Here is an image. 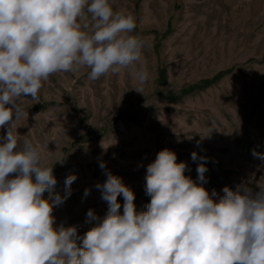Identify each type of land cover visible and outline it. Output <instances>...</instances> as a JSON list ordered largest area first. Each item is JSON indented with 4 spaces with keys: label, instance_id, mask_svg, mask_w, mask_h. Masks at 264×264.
I'll use <instances>...</instances> for the list:
<instances>
[{
    "label": "rangeland",
    "instance_id": "rangeland-1",
    "mask_svg": "<svg viewBox=\"0 0 264 264\" xmlns=\"http://www.w3.org/2000/svg\"><path fill=\"white\" fill-rule=\"evenodd\" d=\"M110 4L134 16L130 35L143 41L142 60L96 80L87 67L53 74L37 99L16 100L23 115L14 133L38 145L44 164L53 166L54 193L64 195L66 178L77 177L71 196L53 210L54 226H76L80 237L95 226L86 223L87 212L106 215L96 185L109 172L134 192L137 212L146 211V169L164 149L197 183L196 169L205 163L203 186L210 195L215 190L217 202L225 186H264V159L253 155H264V0ZM141 65L149 76L138 85L132 73ZM7 130L0 128V137ZM193 152L204 159L193 161ZM118 202L123 214L122 195Z\"/></svg>",
    "mask_w": 264,
    "mask_h": 264
},
{
    "label": "clouds",
    "instance_id": "clouds-1",
    "mask_svg": "<svg viewBox=\"0 0 264 264\" xmlns=\"http://www.w3.org/2000/svg\"><path fill=\"white\" fill-rule=\"evenodd\" d=\"M135 27L134 16L114 11L110 0H0V128L8 126L0 137V264H264V186H225L217 202L215 190L210 195L203 186L205 163L197 183L168 149L147 166L146 211L137 212L134 192L109 172L96 185L106 215L87 212L86 223L95 226L83 237L76 226H54L53 210L71 196L77 177L66 178L64 195L54 193L53 166L38 145L14 133L23 115L16 100L37 99L53 74L87 67L96 80L134 67L144 49L130 35ZM132 75L143 85L149 73L141 65ZM191 158L204 159L196 152Z\"/></svg>",
    "mask_w": 264,
    "mask_h": 264
}]
</instances>
